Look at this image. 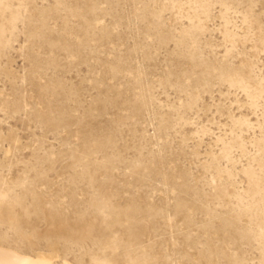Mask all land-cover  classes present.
<instances>
[{
    "label": "rangeland",
    "instance_id": "374dc122",
    "mask_svg": "<svg viewBox=\"0 0 264 264\" xmlns=\"http://www.w3.org/2000/svg\"><path fill=\"white\" fill-rule=\"evenodd\" d=\"M261 217L264 0H0L1 247L264 264Z\"/></svg>",
    "mask_w": 264,
    "mask_h": 264
},
{
    "label": "bare ground",
    "instance_id": "6f19581e",
    "mask_svg": "<svg viewBox=\"0 0 264 264\" xmlns=\"http://www.w3.org/2000/svg\"><path fill=\"white\" fill-rule=\"evenodd\" d=\"M231 80L233 83H237L240 79L238 76H234ZM254 189L258 188L255 186ZM260 221L264 225V217H261ZM262 231L264 232V226ZM56 258L57 256L52 253L41 252L36 255H27L0 246V264H57ZM60 264L71 263L69 261H63Z\"/></svg>",
    "mask_w": 264,
    "mask_h": 264
}]
</instances>
